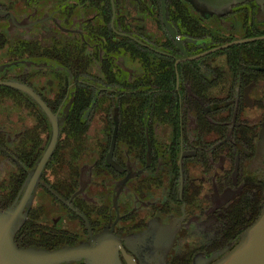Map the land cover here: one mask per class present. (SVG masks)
Instances as JSON below:
<instances>
[{"label":"flooded vegetation","instance_id":"flooded-vegetation-1","mask_svg":"<svg viewBox=\"0 0 264 264\" xmlns=\"http://www.w3.org/2000/svg\"><path fill=\"white\" fill-rule=\"evenodd\" d=\"M258 9L0 0V211L21 201L56 131L18 246L107 236L123 264L232 249L264 206Z\"/></svg>","mask_w":264,"mask_h":264},{"label":"water","instance_id":"water-1","mask_svg":"<svg viewBox=\"0 0 264 264\" xmlns=\"http://www.w3.org/2000/svg\"><path fill=\"white\" fill-rule=\"evenodd\" d=\"M186 1L202 14H220L227 12L232 5L246 0ZM256 1L259 5V21H264V0ZM53 132L50 144L28 178L21 201L13 207L0 211V264H65L70 261H84L86 264H123L119 256L117 242L107 236L101 237L96 242L51 250L34 246L23 247L16 243V233L25 219L23 210L29 203L37 182L40 180L42 170L53 151L56 141L55 128ZM195 263L264 264V206L257 219L241 234L240 240L232 249L227 250L215 260L196 258Z\"/></svg>","mask_w":264,"mask_h":264}]
</instances>
